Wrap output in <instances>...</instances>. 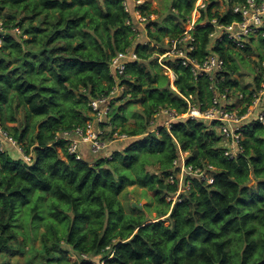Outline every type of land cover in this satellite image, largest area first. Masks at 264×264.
<instances>
[{
    "label": "trees",
    "instance_id": "1",
    "mask_svg": "<svg viewBox=\"0 0 264 264\" xmlns=\"http://www.w3.org/2000/svg\"><path fill=\"white\" fill-rule=\"evenodd\" d=\"M124 1L0 0V20L7 28L0 43V126L31 153L28 161L16 147L0 150V252H27L30 242L35 264H100L111 253L105 264H264V123L243 126L244 151L235 157L226 154L216 122L183 118L171 129L159 125L158 133L150 131L161 107L187 111L183 95L192 94L203 109L212 103L208 77L195 78L188 67L166 59L178 92L158 56L152 57L185 30L197 0H170L168 19H152L156 13L144 0L138 6L147 17L144 26ZM223 1L222 11L219 0H206L191 55L222 57L220 89L230 87L236 97L248 94L243 103L250 101L251 88L260 87L262 75L249 84L236 76L237 57L245 61L251 45L237 51L227 39L211 38L212 20L240 19L233 6L246 0ZM136 25L146 40L136 39ZM258 39L264 60V35ZM127 47L139 56L128 62L122 77L131 95L112 100L109 121L101 126L106 140L118 129L130 137L111 158L77 159L56 135L95 120L90 102L109 93L115 84L111 59ZM137 102L140 111L133 109ZM131 115L138 118L128 127ZM179 147L189 151L187 161L194 166L213 164L214 181L191 177V188L172 204L166 196L179 187L169 180L177 172L173 161ZM133 184L155 192L157 218L167 215L168 224L163 219L148 223L149 211L139 205L125 211L118 195Z\"/></svg>",
    "mask_w": 264,
    "mask_h": 264
},
{
    "label": "built area",
    "instance_id": "2",
    "mask_svg": "<svg viewBox=\"0 0 264 264\" xmlns=\"http://www.w3.org/2000/svg\"><path fill=\"white\" fill-rule=\"evenodd\" d=\"M132 1L134 2V8L131 7L130 0H125L124 5L130 12L132 9V17H134L140 25H144L147 17L142 15L138 7L144 0ZM205 6L206 0H200L198 4L196 3L194 8L195 11L193 10L194 14L192 13L193 17L191 16L192 18L190 17L187 20V22L189 21L190 27L185 29L179 36L167 40V44L169 45L164 52L158 53V62L163 72L169 76L171 87L176 91H178L175 85V80L177 78L176 73L173 67L166 62V59H171L178 65L181 64L188 67L195 78L208 77L211 80L210 88L213 91L212 103L209 107L203 109L200 106L201 103L196 102L192 94L189 96L183 95L188 102V109L186 112L180 113L177 109L172 107H161V109L156 112L152 122L155 117L160 114L165 118L162 125L166 126L168 129L173 127V123L176 120L183 118L205 119L209 124L216 122L218 131L222 139L225 140L224 145L226 147V154L230 157H235L244 151V147L241 143L244 138L243 126L255 120L264 123V60L258 61L255 67L256 74L259 73L262 75V82L259 88H251L253 93L250 101L240 103V100L249 97V95L244 92L238 94L236 102L232 101L231 88L226 87L224 90H221L219 86L221 78H217L218 72L223 69L224 59L214 52L207 53L203 59L191 55L197 48L196 37L193 36V30L201 16V10ZM233 12L239 14L241 18L230 23L220 22L217 18L212 20L215 30L211 33V38L213 41L216 39H227L236 49L243 50L252 44V38L264 35V0H246L241 3H236L233 6ZM152 14L150 17L154 16H152ZM139 29L137 25L134 27L137 34L140 32ZM5 31L0 27V32L5 33ZM15 31L19 33L20 29L16 27ZM1 42L2 37H0V43ZM138 58L137 52L131 47L118 51L110 62L115 84L109 90L108 94H102L92 99L90 102L95 120H87L85 124L77 125L72 129L61 130L57 133L56 139H63L66 141V150L69 154L74 155L77 159H82L84 157L81 152L82 144L89 143L90 150L96 158L105 156L109 158L112 157L111 152L105 153V151H107V140L103 137L104 129L101 124L108 119L112 100H116L119 97L127 98L131 95L129 86L123 83L122 77L126 72L128 62ZM158 127L159 125L153 126L150 131L158 133ZM119 133L121 132L116 131L114 133L115 139L116 135ZM121 135L127 138L130 137L127 133ZM6 144L15 146L26 160H31V153L26 152L20 145L18 146L16 139L0 126L1 151L6 150ZM179 149V156L173 161L177 172L169 175V180L171 182L177 180L179 183L180 180L177 178V173L179 172L186 175L184 191L189 189L187 186L188 182H192L191 177H199V179L209 183L214 181L213 170L215 166L213 164L194 166L187 161L189 151H184L181 147H179ZM96 154H100L101 156L99 157ZM82 256L92 261V257L88 254H82ZM110 257H112V253L98 263L105 264L106 259Z\"/></svg>",
    "mask_w": 264,
    "mask_h": 264
},
{
    "label": "rangeland",
    "instance_id": "3",
    "mask_svg": "<svg viewBox=\"0 0 264 264\" xmlns=\"http://www.w3.org/2000/svg\"><path fill=\"white\" fill-rule=\"evenodd\" d=\"M148 1L151 4L150 9L154 10L156 13V14H152V16L154 15L153 17H151L152 19H154V18L168 19L169 12H170V10H169L170 9L169 8V1L170 0H148ZM199 1L200 0H197L196 3L198 4ZM219 3H220V10L223 11L224 9H226V4L223 0H219ZM192 13L194 14V12H192ZM193 14H191L192 17H193ZM144 25H142V26H144ZM0 27H2L3 31L7 30V28L4 26V24L2 23L1 20H0ZM139 27H141V26H139ZM189 27H190L189 21L188 22L186 21L184 24V28L188 29ZM134 32L136 33L135 30H134ZM141 37H142L141 32H138L136 39L139 40ZM167 39H168V37H166V40ZM251 46H252L253 50L250 51L248 54H246V56H245L246 60L245 61H243L241 59V57L240 58L237 57V63L240 65V71H239L240 73H237L236 76H238L239 79H242L245 84H249V82L251 80H253L254 76L256 75L255 67L257 66L258 61H260V58L258 56V54H259L258 53L259 52L258 46L259 47L261 46L259 39L257 40V38H254V41H252ZM260 50H261V47H260ZM237 51H241V50H237ZM158 53H160V51H156L152 55V57L158 56ZM146 61H150V59H147ZM146 64L149 65V63H146ZM231 98H232V101L236 102L237 97H236V94L234 92H232ZM123 100L124 99H122V101ZM122 101L117 100L116 104H120V102H122ZM125 107L128 110V115H130L132 112L130 105L125 104ZM142 108H143V106H142L141 102H137L133 106V109H135L136 111H140V109H142ZM91 114L93 115V112H91ZM129 117H130V119L127 121L128 127L135 126L136 125L135 121L137 120L138 117L135 115H131ZM164 119L165 118L163 115H161V114L157 115L152 122L153 126L162 125V123L164 122ZM107 121H109V119H107ZM16 124H17L16 122H8L9 126H16ZM104 127L107 130H109L111 128L108 125V123H106L104 125ZM117 131L120 132V129H118ZM121 134H126V133L117 134L116 139L114 138V136L108 138L109 140H107L106 143H107V148L109 147V152H111L114 148H119V146H122V143L125 141V139L127 137H123ZM222 141L225 144V140L223 139ZM113 144H115L114 147L112 146ZM8 145H10V147H12V148L15 147L11 144H6L5 149H7ZM19 145L20 144H18V146ZM115 146H117V147H115ZM96 155L99 157L101 156L100 154H96ZM177 178H178V180H180L179 181V188H178L177 192L174 193L173 195H167L166 196L168 201H172V204H174L177 199L181 198V194L185 190L184 182L186 179V175H183L181 172H179V173H177ZM191 186H192V182H188L187 188H191ZM118 196H119L120 200L122 201L126 212H131V206L132 205L133 206L139 205L140 207H145L149 211L148 215H149L151 220H149L148 223L153 222L155 220L163 219V220H165L166 224H168L167 215H162V216L157 218L158 212L155 208L156 200H155V192L154 191L146 190L144 187H141L137 184H133V185H127L126 188L122 192H120ZM22 229H25V228H22ZM40 230H43V227H41ZM36 244L37 245L40 244L39 238H37ZM29 246H30V242H28V245L26 246L27 252L17 253L15 255L9 254L7 252L8 250L0 252V264H6L8 261L10 262V264H35V262L32 261L31 258L29 257L31 255L30 252H28L30 250V249H28ZM69 255H70V259L75 260L74 258H76V256L74 253L69 254ZM99 257L100 256L97 257L96 261L99 260Z\"/></svg>",
    "mask_w": 264,
    "mask_h": 264
},
{
    "label": "crops",
    "instance_id": "4",
    "mask_svg": "<svg viewBox=\"0 0 264 264\" xmlns=\"http://www.w3.org/2000/svg\"><path fill=\"white\" fill-rule=\"evenodd\" d=\"M142 34H143V35H142ZM141 35H142V37L144 38L143 40H146L145 32L142 33V31H141ZM114 145H115V144H113L112 146L114 147ZM115 147H117V146H115ZM81 152H82L84 158H88V157H93V156H95V155L92 154V152H91V150H90V144H89V143H83V144H82ZM106 152H109V147L107 148V151H105V153H106Z\"/></svg>",
    "mask_w": 264,
    "mask_h": 264
},
{
    "label": "water",
    "instance_id": "5",
    "mask_svg": "<svg viewBox=\"0 0 264 264\" xmlns=\"http://www.w3.org/2000/svg\"><path fill=\"white\" fill-rule=\"evenodd\" d=\"M2 36H3V33L0 32V37H2ZM39 264H43V262H40Z\"/></svg>",
    "mask_w": 264,
    "mask_h": 264
}]
</instances>
